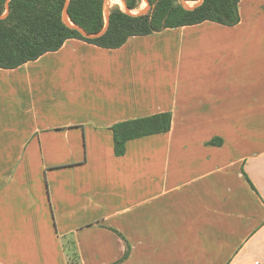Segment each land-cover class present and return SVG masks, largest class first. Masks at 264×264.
Returning a JSON list of instances; mask_svg holds the SVG:
<instances>
[{"label": "crops", "instance_id": "0c3cea01", "mask_svg": "<svg viewBox=\"0 0 264 264\" xmlns=\"http://www.w3.org/2000/svg\"><path fill=\"white\" fill-rule=\"evenodd\" d=\"M237 8L0 68V264H68L66 238L81 264H264V0Z\"/></svg>", "mask_w": 264, "mask_h": 264}, {"label": "trees", "instance_id": "16d2710c", "mask_svg": "<svg viewBox=\"0 0 264 264\" xmlns=\"http://www.w3.org/2000/svg\"><path fill=\"white\" fill-rule=\"evenodd\" d=\"M125 1L129 10L137 7L138 0ZM238 1L202 0L188 9L180 0H147L149 8L137 14L115 7L109 11L106 31L99 37L87 38L66 24L63 12L67 0H0V68H15L46 52L56 51L69 38L118 48L130 36L159 33L166 28L206 20L234 25L239 21ZM103 3L104 0H68L67 18L88 33H96L105 25ZM170 124L169 112L114 123L111 126L114 154L123 155L128 140L166 132ZM68 240L74 247L73 262L66 252L68 264H81L74 240ZM127 255L126 250L123 258Z\"/></svg>", "mask_w": 264, "mask_h": 264}, {"label": "rangeland", "instance_id": "374dc122", "mask_svg": "<svg viewBox=\"0 0 264 264\" xmlns=\"http://www.w3.org/2000/svg\"><path fill=\"white\" fill-rule=\"evenodd\" d=\"M122 3H123V6H121L120 4H118V0H104V3H103V10H104V21L106 22V18L109 14V11L112 9V8H115V7H119L121 10L123 11H127L128 13H132V14H137L139 13L140 11L142 10H147L149 8V5L147 3V0H138L137 1V7L135 9H132V10H126L125 6H126V1L125 0H121ZM181 1V4L185 7H194L198 1H195V2H189V1H185V0H180ZM68 23L70 22L68 18L65 19ZM69 238H66L64 240V246H65V249H66V252L68 253V256L71 260V262H73V253H74V247L71 243L70 240H68ZM72 264H75V263H72Z\"/></svg>", "mask_w": 264, "mask_h": 264}, {"label": "water", "instance_id": "95a60500", "mask_svg": "<svg viewBox=\"0 0 264 264\" xmlns=\"http://www.w3.org/2000/svg\"><path fill=\"white\" fill-rule=\"evenodd\" d=\"M201 1H202V0H198V3H197L195 6H197ZM67 4H68V0H67V2H66L65 8H64V12H63L64 20L67 18ZM195 6H194V7H195ZM194 7H188V9H192V8H194ZM125 8H126V10H128V7H127V6H125ZM143 11H144V10L140 11L139 13H141V12H143ZM125 12H127V11H125ZM127 13H128V12H127ZM130 14H132V13H130ZM65 22H66V24H67L68 26H70V27L76 29V30H77L81 35H83L84 37H87V38H95V37H99V36H101V35L106 31L107 26H108V16H107V18H106V22H105L104 27H103L100 31H98V32H96V33H88L85 29H83V28L80 27V26L73 25V24L70 23V22L68 23L66 20H65Z\"/></svg>", "mask_w": 264, "mask_h": 264}, {"label": "bare ground", "instance_id": "6f19581e", "mask_svg": "<svg viewBox=\"0 0 264 264\" xmlns=\"http://www.w3.org/2000/svg\"><path fill=\"white\" fill-rule=\"evenodd\" d=\"M118 4H120L121 6H123V4L120 1H118Z\"/></svg>", "mask_w": 264, "mask_h": 264}]
</instances>
